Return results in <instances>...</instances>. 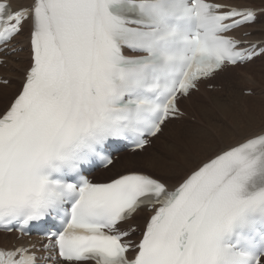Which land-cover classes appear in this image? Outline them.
Listing matches in <instances>:
<instances>
[{
    "label": "snow or ice",
    "instance_id": "1",
    "mask_svg": "<svg viewBox=\"0 0 264 264\" xmlns=\"http://www.w3.org/2000/svg\"><path fill=\"white\" fill-rule=\"evenodd\" d=\"M25 33L22 82L0 111V231L16 234L0 264H264V102L175 184L144 169L176 160L139 157L202 82L264 57V6L0 0V52H23ZM119 144L136 166L90 179ZM34 231L42 241L25 242Z\"/></svg>",
    "mask_w": 264,
    "mask_h": 264
},
{
    "label": "bare ground",
    "instance_id": "2",
    "mask_svg": "<svg viewBox=\"0 0 264 264\" xmlns=\"http://www.w3.org/2000/svg\"><path fill=\"white\" fill-rule=\"evenodd\" d=\"M17 2L27 3V2H30V0H17ZM237 2L238 3H248L250 2V0H237ZM254 3L257 6H264V0H254ZM254 30L259 32L260 26L259 25L255 26ZM25 37H26V33L25 35L18 37L17 42H14L17 44L18 47L22 46L24 48L23 52L17 51L15 53H11V52L3 53L2 56H0L1 58H5V63H6V66L4 67L3 65L0 66V77L7 78L11 81V84L9 87L7 88L0 87V111L3 110L8 100H10L15 95L16 93L15 90L18 84L22 82L23 70L27 64L28 45H27V41ZM263 58L264 57L258 58L251 64L244 65L243 67L225 69L223 72H220L213 81L202 82L200 84V89L197 93H193L191 97L184 99L180 104L181 106L186 105L188 102L194 103L196 105H201L203 106V108L208 106L211 108V112L207 115L209 122L214 120V118L216 117L215 114H222L224 116V122H222V124L220 125L212 124L205 131H201L200 128H198L196 130L198 132L196 134L193 133L196 135L195 137H192L193 135L191 134L192 132L190 134L185 133L180 129V127H174L171 132L169 130L170 134L169 133L167 134L169 138H170L169 135L174 134L173 139L171 140L170 138V141H169L172 143L171 147L168 150L159 149L157 152V155L155 154L148 155V157H145L143 159L147 161L151 157H155V156L166 157V158H171V159L176 160L178 162V165L174 168H165L161 166L148 167V168L152 172H154L157 176H161L164 179L168 180L170 184H175L177 180L185 174V172L188 170V167L191 166V163L203 158L204 153L201 151L203 146L207 144H215L217 142V140L219 139L220 130L224 125L229 124L234 121L241 120L246 111H254L258 115L261 110L262 102H264V95L255 97L256 92H253V90L251 89V88H254V86H252L251 84L250 86L242 88V89L249 88L253 92V95H252L253 97H251V99L253 100L252 102L254 103L252 104L250 108H248V110L243 107V111H242L241 109L234 107L233 105H231L227 109H217L216 107L214 108V105L216 101L222 102L225 97H226L225 103H227L228 98H232L237 103L247 102V100L249 99L245 98L246 100H243L237 94V90L242 87L238 85L239 84L244 85L245 84L244 81L248 83L247 79L245 78V76L247 75V72H244L242 76H241V73L244 69L255 65L257 61ZM261 71L263 72V75H256L255 78L260 80L259 81L260 83L264 84V69L262 68L258 69V72H261ZM236 81L238 83L239 82H243V83L237 84ZM209 84L213 85V88H216V89L219 88L221 92H217V93L210 92L209 93L205 91V87ZM206 97H209L210 101ZM191 107L192 106H190V108ZM180 110L183 113V115L179 118L180 121L183 122L182 124H180L181 126L190 125V123L188 122L191 119L195 122V120L191 118L189 114H187L188 109L180 108ZM190 110L193 111L192 109ZM217 111L219 113H217ZM198 120L204 123V121L200 119ZM172 121L173 120L166 123V125L164 126V130L165 128L168 127V125L174 122ZM163 132L161 134H163ZM161 134L157 138H153L152 139L153 142H157L159 138L161 137ZM163 147H167V145L164 144ZM143 152H140L139 155L142 154ZM120 155H121L120 158L117 156L113 167H111L110 169L98 170L96 172L95 178L99 179L98 181H104L111 175L115 174L116 172H124L126 170H129L130 167L134 165L136 158H137V153H134V152L133 153L122 152L119 154V156ZM146 216H147V213H144V212L140 213L136 218V223L140 225L142 222H144ZM15 237L16 236L14 234L0 233V247L11 246L14 242H16ZM34 242H37V241L35 240Z\"/></svg>",
    "mask_w": 264,
    "mask_h": 264
},
{
    "label": "rangeland",
    "instance_id": "3",
    "mask_svg": "<svg viewBox=\"0 0 264 264\" xmlns=\"http://www.w3.org/2000/svg\"><path fill=\"white\" fill-rule=\"evenodd\" d=\"M4 66H6V64ZM260 68L264 69V58L261 59V60H259V61H257L255 65H253L251 67H247L246 69H244L242 71L241 76H242V74L244 72H247V75L245 76V78L247 79L248 83H246L244 81L245 84L244 85H240L239 83H243V82H239L238 83L236 81V83L239 84L238 86H242L241 88H239L237 90V94L243 100H246L245 98L249 99V100H247V102H245V103L243 102L244 104L243 103H237L232 98H228L227 103H225L226 102L225 101L226 97H225L222 102L216 101V103L214 105V108L216 107L217 109H227L228 107H230L231 105H233L234 107H237V108L241 109L242 111H243V107L248 110V108H250L252 106V104L254 103V102H252L253 100L251 99V97H253L252 96L253 94L252 95L242 94L241 89L242 88H245L247 86H250V84H251L252 86H254V88H251V89L253 90V92H256L255 93V97H259V96L264 95V86H263L264 84L263 83H260L259 82L260 80H258V79L255 78L256 75H263V72L262 71L261 72H258V69H260ZM19 86H20V83L18 84V86H17V88L15 90L16 92H17ZM245 90H249V88L248 89H245ZM205 91H207L209 93L210 92H214V93L215 92L216 93L217 92H221V90L219 88L218 89L213 88V85H211V87L209 85H207L205 87ZM194 93H197V92H194ZM234 97H236V96H234ZM206 98L208 100L210 99L209 97H206ZM9 101L10 100H8V102ZM189 105L192 106V107L190 108ZM180 108L181 109H188L189 112L187 111V114H189V116L191 118H193L195 120V122L191 119L189 122L187 121L188 123H190V125H182L181 126L180 124H182L183 122L180 121V119L173 120L174 122L172 121L173 123L170 124V125H168L167 128H165L163 134H161V137L159 138V140L157 142H153V140H152L151 145L149 147H147V149L145 150V152H143L142 154L139 155L140 158L143 159L145 157H148V155H152V154L157 155V152H158L159 149L168 150L171 147V145H172V143L169 142L170 141V138L172 140L174 134L169 135L170 138L168 137L167 134L168 133L170 134V132L173 130L174 127H180V129L183 132H185V133H189L190 134L192 132L191 134H193V133L196 134L198 132V131H196L198 128H200L201 131H205L212 124L213 125H220V124H222V122H224V116L222 114H215L216 115V117H215L216 119L214 118L213 121L209 122L207 115L211 112V108L208 107V106L203 108V106H201V105H196L194 103L188 102L186 105H183V106L180 105ZM190 109H192L193 111H191ZM217 113H219V112L217 111ZM217 116H219V117H217ZM198 119L204 121V123L201 122V121H199ZM181 127H183V128H181ZM169 130H170V132H169ZM195 134H193L192 137H195L196 136ZM166 135H167V137H166ZM164 144H166L167 147H163ZM118 157L120 158L121 155L120 156L118 155ZM135 166H136V163H134V165L131 166L130 169L133 168V167H135ZM144 170L145 171H148L149 173H151L153 175H156L148 167H145ZM94 180L95 181H98L99 179L94 178Z\"/></svg>",
    "mask_w": 264,
    "mask_h": 264
}]
</instances>
